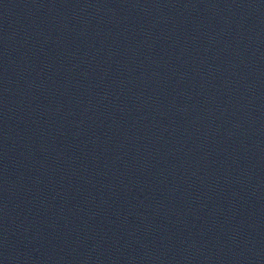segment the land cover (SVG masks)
I'll list each match as a JSON object with an SVG mask.
<instances>
[{"label": "water", "instance_id": "water-1", "mask_svg": "<svg viewBox=\"0 0 264 264\" xmlns=\"http://www.w3.org/2000/svg\"><path fill=\"white\" fill-rule=\"evenodd\" d=\"M0 264H264V0H0Z\"/></svg>", "mask_w": 264, "mask_h": 264}]
</instances>
